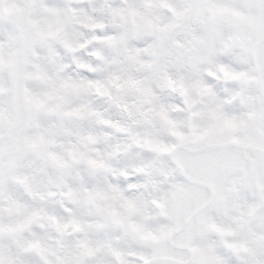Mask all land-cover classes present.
<instances>
[{"label": "snow or ice", "instance_id": "snow-or-ice-1", "mask_svg": "<svg viewBox=\"0 0 264 264\" xmlns=\"http://www.w3.org/2000/svg\"><path fill=\"white\" fill-rule=\"evenodd\" d=\"M0 264H264V0H0Z\"/></svg>", "mask_w": 264, "mask_h": 264}]
</instances>
